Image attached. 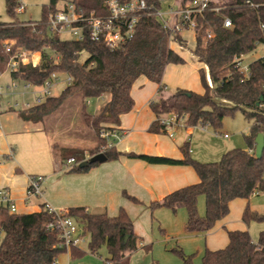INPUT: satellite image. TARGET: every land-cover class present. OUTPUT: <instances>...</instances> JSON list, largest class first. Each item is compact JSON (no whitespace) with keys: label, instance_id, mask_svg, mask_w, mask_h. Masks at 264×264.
I'll return each instance as SVG.
<instances>
[{"label":"trees","instance_id":"1","mask_svg":"<svg viewBox=\"0 0 264 264\" xmlns=\"http://www.w3.org/2000/svg\"><path fill=\"white\" fill-rule=\"evenodd\" d=\"M59 0H50L42 7L40 20L21 21L16 18V0H6L7 12L14 19L0 20V75L7 70L11 57L19 48L29 52H40V61L21 63L17 71H10L12 77L22 79L32 85L41 86L51 78L52 73L69 74L72 82L58 96L48 95L43 101L19 111V116L32 122H40L55 112L76 94L83 98H98L105 93L110 99L96 114L85 107L81 116L85 124L96 135V143L89 149L59 146L62 162L70 157L79 160L103 152L106 160H116L122 155L139 158L149 163L191 165L199 176V181L178 188L161 199L152 200L148 208L166 207L176 211L185 207L188 212L186 229L190 233H206L230 212V202L236 198L249 200L259 192H264V151L261 158L255 156L256 136L264 134V59L250 62L251 75L241 82V73L235 66V58L253 51L259 43H264V0H212L211 5H222L219 13L208 9L198 17L196 44L192 53L207 68H200L203 92L177 89L165 95L163 88L158 99L150 103L157 118L149 127L151 132H165L160 117L177 113L185 118L186 126H211L219 131L226 116L242 112L251 122L244 135L247 147H234L224 152L219 160L202 162L191 154L190 144L184 142L180 148L181 158L145 153H123L115 145H109L103 130L121 129V116L134 106L131 89L140 76L161 84L166 66L170 63H184L170 42L186 46L181 33L172 39L168 31L154 15L139 17L134 36L115 49L105 43L95 41L86 35L83 39H61L48 33L50 15L60 7ZM148 4L160 6L159 0H146ZM184 1V0H178ZM77 10L86 13H104V0H72ZM232 19L233 27L224 26V18ZM214 33L207 38V31ZM11 44L7 50V44ZM86 57L83 58V54ZM208 75V76H207ZM58 147V148H59ZM11 158L5 154L0 161ZM88 159V158H87ZM100 162L88 166L79 164L65 168L68 173L88 172ZM123 195L134 203L142 201L128 194ZM204 195L206 212L201 215L198 208L199 196ZM83 235H89L88 248L97 252L106 244L109 256L103 264H122L123 259L136 251L142 237L136 232L134 220L124 207L116 215L105 211H90L84 206L69 207ZM54 215L45 204L41 210L30 213L11 212L0 204V264H58L59 256L67 249L59 246V231L49 229L47 223ZM242 219L264 222V211H253L249 204ZM228 243L225 247L206 248L201 264H264V229L255 242L247 229L227 230ZM72 259L85 254L81 248L70 250ZM183 264H193L191 256H185Z\"/></svg>","mask_w":264,"mask_h":264},{"label":"crops","instance_id":"2","mask_svg":"<svg viewBox=\"0 0 264 264\" xmlns=\"http://www.w3.org/2000/svg\"><path fill=\"white\" fill-rule=\"evenodd\" d=\"M185 31L193 32L195 42L189 46L184 31L181 35L186 46L175 41L170 42V46L184 58L185 62L170 63L166 66L161 82L163 85L161 90L163 88L165 95H168L170 90L175 92L177 89L203 92L199 69L203 68L208 72V68L192 53L196 44V31L193 29ZM24 86L29 87L27 82ZM16 87L15 83L12 86L0 84V93L6 88L8 95L5 100L0 97V157L5 154L11 156L7 161H0V189L7 190L15 203L16 213L40 211L41 205L46 203L56 208L84 206L90 211H105L109 215H116L119 209L124 207L131 216L133 205L130 199L123 195L124 191L150 203L178 188L199 181V176L191 165L149 163L127 155H122L116 160L102 161L88 172H66V162L60 161L53 154L54 143L43 124L44 120L26 121L18 114L21 109L27 107L26 103L30 105L36 103V97L41 90L34 93L31 101L25 90L21 95H17L14 90ZM159 92L160 84L145 76H140L135 81L131 89L134 106L129 112L122 114L121 124L117 126L121 129V135L113 144L123 153L181 158L183 153L180 146L188 141L192 156L205 162L207 155L203 153V144L212 146L215 139L208 140L203 131L196 129L200 125L182 127L184 129L178 131L175 136L149 130L157 118L150 103L159 98ZM110 97L109 93L102 95L104 102L99 109ZM94 145L95 143L92 146ZM61 146L81 147L64 144ZM222 148H225V145L219 150ZM224 151L222 150L223 153ZM216 155L218 157L219 154ZM85 156L90 157L87 152ZM37 174L43 176V195L28 197L30 176ZM225 218L219 220L205 233L211 242L210 249L222 248L228 243L227 230L224 231L226 226L223 224ZM66 252L70 256V251Z\"/></svg>","mask_w":264,"mask_h":264},{"label":"rangeland","instance_id":"3","mask_svg":"<svg viewBox=\"0 0 264 264\" xmlns=\"http://www.w3.org/2000/svg\"><path fill=\"white\" fill-rule=\"evenodd\" d=\"M25 5V9L21 12H16V18L21 21L40 20L42 17V7L48 4L50 0H16ZM72 0H59L58 7H63L71 3ZM171 5L174 4L171 2ZM169 9L168 3L162 6L163 11ZM14 19L7 12L6 0H0V20L10 21ZM184 35L189 41V46L195 42V37L192 31H185ZM51 36H55L51 33ZM61 39L76 38L70 31H63L59 34ZM188 50V49H186ZM264 52V44L259 43L257 47L245 54L246 62L253 61ZM86 53L83 54V58ZM31 63L35 64L40 61V52H31ZM11 72L6 70L0 76V84L4 86H12L14 83L17 87L14 90L21 95L25 90L28 93V98L32 101L34 93L41 90L40 86L30 85L25 88V82L22 79L11 77ZM61 81L54 82L51 86V95L58 96L62 90L67 86L65 76L63 73L59 74ZM10 81V82H9ZM9 82V83H7ZM7 89L1 91L0 97L5 100ZM173 90H170L171 94ZM36 94V93H35ZM108 93H105L106 95ZM168 94V95H169ZM106 97V96H105ZM35 102V100H34ZM104 102L101 97L98 98H83L81 94H76L70 98L62 108L47 116L44 120V126L49 132L52 142L54 143L53 154L62 161V152L59 146L73 145L81 146L79 148L89 149L93 143H96L95 132L89 128L82 116L81 110L83 107L91 113L99 112V106ZM251 122L248 121L242 112L237 111L234 116H226L219 131H215L211 126H200L199 131H203L208 136V140H213L212 146L203 144V153L207 156V160H219L223 154L222 150H227L234 147H247L244 135L248 133ZM182 127L172 129L173 136L178 131H182ZM227 133L229 137H224ZM210 138V139H209ZM190 139V138H189ZM202 143V142H201ZM202 145V144H201ZM225 145V148H221ZM52 146V147H53ZM59 147V148H58ZM67 147V146H65ZM229 148V149H228ZM222 152V153H221ZM216 154H219L218 157ZM216 158V159H214ZM142 201V199H140ZM131 201V200H130ZM131 212L134 226L137 233L142 237V244L132 254L126 256L122 264H183L185 256H191L193 264H201L202 257L206 248H210L211 242L205 233H190L186 229V222L188 219V212L185 207H179L176 211L166 207L156 208L153 212L147 207L149 203L142 201V203H134ZM249 204V208L253 211H264V192L253 194L249 200L244 198H236L230 204V212L226 216L223 224L226 226L224 231L230 229H247L252 239L257 242L261 231L264 229V222L251 221L246 223L242 219L243 211ZM198 208L201 215L206 212L204 195L199 196ZM2 234H0L1 238ZM85 242L80 245V248L85 251V254L79 258L72 259L68 252H63L59 258V264H103L105 259L109 256L107 245L104 244L95 253L88 248L89 235H85Z\"/></svg>","mask_w":264,"mask_h":264},{"label":"built area","instance_id":"4","mask_svg":"<svg viewBox=\"0 0 264 264\" xmlns=\"http://www.w3.org/2000/svg\"><path fill=\"white\" fill-rule=\"evenodd\" d=\"M160 6L148 4L146 0H104V13L90 12L86 13L79 11L76 5L71 3L59 8L48 19L47 29L51 35L59 36L65 30L70 31L76 36L74 39H83L88 35L95 41L105 43L110 49H115L130 40L138 25L139 17L143 14L154 15L163 27L168 31L169 37L172 39L176 34L182 33L186 29L195 30L198 24V17L202 16L208 9L219 13L222 5H211L212 0H159ZM171 2L174 6L171 5ZM251 5H254L248 0ZM168 3L169 9L162 10V6ZM25 9V5L19 3L15 8L16 12H21ZM224 26L227 28L233 27L232 19L229 16L224 18ZM214 33L207 31V38H211ZM264 44V43H263ZM11 44H7V50H10ZM31 52L27 49L19 48L11 57L7 70L17 71L21 63H29ZM245 55H240L235 58V66L241 73L240 81L243 82L251 75L250 62H246ZM264 59V52L259 56ZM59 74L52 73L51 78L47 79L41 85V92L36 97V103L43 101L48 95H51V86L56 81H61ZM66 84L72 82L69 74H64ZM28 83V82H27ZM32 85L28 83V86ZM159 94H161V89ZM26 106H31L26 103ZM160 121L166 128V133L173 136L172 129L176 127H187L185 118L177 113H169L161 116ZM205 127V126H203ZM121 133L117 130H103L101 136L105 137L109 145H113L114 140L120 137ZM224 137H228L225 133ZM86 159V158H85ZM84 159V160H85ZM84 160H79L70 157L66 160L65 168L80 164ZM43 176L32 175L29 179L28 197L42 196ZM0 203L7 205L11 212L16 211V206L13 199L9 196L6 189H0ZM46 208L54 215L53 221L47 223L49 229L56 228L59 231V246L64 247L69 251L73 247L80 248V245L85 242V235L77 224L74 217L69 214L68 208H56L45 203Z\"/></svg>","mask_w":264,"mask_h":264},{"label":"water","instance_id":"5","mask_svg":"<svg viewBox=\"0 0 264 264\" xmlns=\"http://www.w3.org/2000/svg\"><path fill=\"white\" fill-rule=\"evenodd\" d=\"M263 151H264V134L263 133H259L256 136V148H255V156L257 158H261L263 155ZM106 160V156L103 152H99L96 153L92 156H90L88 159H85L84 161H82L79 166L80 167H85L88 166L90 163L92 162H102Z\"/></svg>","mask_w":264,"mask_h":264}]
</instances>
